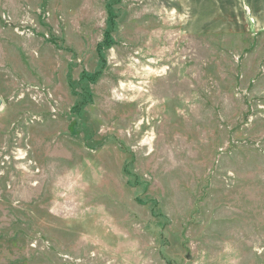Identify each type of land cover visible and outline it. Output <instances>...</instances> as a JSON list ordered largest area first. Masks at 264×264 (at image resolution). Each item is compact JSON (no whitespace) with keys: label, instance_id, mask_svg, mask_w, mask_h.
<instances>
[{"label":"rangeland","instance_id":"374dc122","mask_svg":"<svg viewBox=\"0 0 264 264\" xmlns=\"http://www.w3.org/2000/svg\"><path fill=\"white\" fill-rule=\"evenodd\" d=\"M0 264H264V0H0Z\"/></svg>","mask_w":264,"mask_h":264},{"label":"water","instance_id":"95a60500","mask_svg":"<svg viewBox=\"0 0 264 264\" xmlns=\"http://www.w3.org/2000/svg\"><path fill=\"white\" fill-rule=\"evenodd\" d=\"M0 106H1V100H0Z\"/></svg>","mask_w":264,"mask_h":264},{"label":"bare ground","instance_id":"6f19581e","mask_svg":"<svg viewBox=\"0 0 264 264\" xmlns=\"http://www.w3.org/2000/svg\"><path fill=\"white\" fill-rule=\"evenodd\" d=\"M2 106H0V108H1Z\"/></svg>","mask_w":264,"mask_h":264}]
</instances>
